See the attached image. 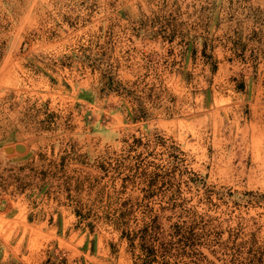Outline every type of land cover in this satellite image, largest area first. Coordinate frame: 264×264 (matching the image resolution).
<instances>
[{
	"label": "rangeland",
	"instance_id": "1",
	"mask_svg": "<svg viewBox=\"0 0 264 264\" xmlns=\"http://www.w3.org/2000/svg\"><path fill=\"white\" fill-rule=\"evenodd\" d=\"M253 233L264 0H0V264H223Z\"/></svg>",
	"mask_w": 264,
	"mask_h": 264
},
{
	"label": "trees",
	"instance_id": "2",
	"mask_svg": "<svg viewBox=\"0 0 264 264\" xmlns=\"http://www.w3.org/2000/svg\"><path fill=\"white\" fill-rule=\"evenodd\" d=\"M150 237L151 235L148 234L147 230L145 235L142 237L145 244L150 242ZM200 238L201 237L197 234L191 233V238L186 239L187 241H183L180 245H174L175 243L173 242L161 243L160 249H157L155 248L156 246H145L144 244L143 250L146 252V256L149 259L151 257L158 256V253H161V256L164 259L168 256H175L172 252L173 250L177 251V255L186 254L187 249H190L194 254L195 246L198 245L194 243V241L196 242ZM216 245L220 248L221 253L227 256V258L223 260V264H264V243L260 245L258 244L255 233H253L251 238L246 241L237 242V240H233L232 245L219 243L217 241ZM45 264L68 263L65 257L61 254H56L54 256L50 255ZM162 264H168V262H164Z\"/></svg>",
	"mask_w": 264,
	"mask_h": 264
}]
</instances>
